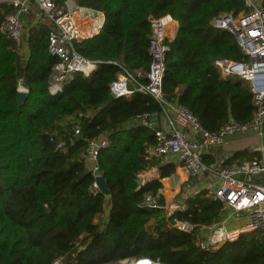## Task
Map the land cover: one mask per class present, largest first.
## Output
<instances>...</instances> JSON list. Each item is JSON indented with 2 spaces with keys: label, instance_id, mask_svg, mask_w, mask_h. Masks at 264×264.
Returning a JSON list of instances; mask_svg holds the SVG:
<instances>
[{
  "label": "trees",
  "instance_id": "1",
  "mask_svg": "<svg viewBox=\"0 0 264 264\" xmlns=\"http://www.w3.org/2000/svg\"><path fill=\"white\" fill-rule=\"evenodd\" d=\"M73 1L105 14L99 35L75 42L83 58L102 66L89 77L78 75L57 96L48 92L58 62L48 50L53 25L30 29L25 57L1 32L13 9L0 7V264H264L259 232L207 252L196 233L174 227V219L198 228L220 220L223 206L207 192L169 218L164 208L142 207L146 197H161L162 180L177 170L149 154L155 133L135 123L159 117L162 107L147 95L110 94L119 66L132 75L148 72L150 17L168 14L180 31L166 56L165 100L186 108L212 135L231 121L250 123L257 109L249 86L222 78L214 65L239 62L242 52L231 34L210 24L222 14L244 12L245 0ZM141 81L147 82L145 76ZM20 84L28 91L23 104L17 100ZM103 136L109 146L100 152L99 171L109 196L92 192L95 177L86 159L89 143ZM208 156L204 160L213 166ZM256 156L238 155V165ZM154 167L160 177L138 191V175Z\"/></svg>",
  "mask_w": 264,
  "mask_h": 264
},
{
  "label": "built area",
  "instance_id": "2",
  "mask_svg": "<svg viewBox=\"0 0 264 264\" xmlns=\"http://www.w3.org/2000/svg\"><path fill=\"white\" fill-rule=\"evenodd\" d=\"M1 6L13 9V12L4 18L1 32L16 43L19 52L25 57L29 55V36L24 35L23 17L37 10L35 25L40 24L43 19L53 25L48 39V50L58 62L51 74L48 89L51 96L62 94L78 75L89 77L102 66L101 62L83 58L77 52L75 42L99 35L105 24L104 13L80 7L73 0H68L61 6H57L55 0H0ZM245 6L244 12L238 15L222 14L210 24L215 30L231 34L242 52L243 58L239 62L219 60L214 62V65L222 78L239 79L249 86L257 109L250 123L239 125L231 121L219 133L212 135L201 128L186 108L165 100L163 81L166 56L170 51V43L180 31V23L168 14L160 18L150 17L149 54L152 61L148 72L132 75L119 66L117 79L110 84L113 99L131 98L139 93L150 96L161 105L162 114L157 117L158 128H153L152 119L155 117H144L135 122L154 131L156 144L149 150V154L160 161V165L176 164L183 169L184 174L162 180L163 186L166 182V187L169 186L177 192L189 178H210L209 182L194 189L181 200L174 198L161 206L159 201L163 199L162 195L159 198L148 196L142 204V207L149 209L164 208L169 218L176 213L185 212L189 199L201 192H207L213 200L223 206L222 217L217 223L198 228L189 222L173 220L174 227L180 231L196 233L201 250L207 252L228 242L238 241L245 234L259 232L264 237V144L252 148V152L260 155L259 159L240 165L209 166L204 160L212 148L224 145L231 136L253 133L262 138L264 135V0H245ZM86 29L89 30L87 34L84 32ZM144 76L146 83L141 81ZM18 93L27 94L28 91L19 86ZM75 134H80L78 126L75 127ZM63 145L59 144L58 148H63ZM107 146V136L89 143L86 159L95 180L102 176L99 171V155ZM159 177V167L142 172L138 175L137 190H142ZM91 190L93 193L99 192L96 181ZM130 262L134 260L123 264Z\"/></svg>",
  "mask_w": 264,
  "mask_h": 264
},
{
  "label": "crops",
  "instance_id": "3",
  "mask_svg": "<svg viewBox=\"0 0 264 264\" xmlns=\"http://www.w3.org/2000/svg\"><path fill=\"white\" fill-rule=\"evenodd\" d=\"M84 32L87 34V33H89V30L86 29V30H84ZM258 144H264V135L262 138H260L259 136L255 135L253 133L238 134V135H234V136L229 137L224 145H222L220 147L212 148L207 153L206 156L209 155L210 157L214 158V160H215L214 165H217V166L220 165L223 167H232V166L238 165V164H236V162L240 161V158H237V156L241 155V154L248 153V154H251L252 156L257 155L256 159H259L260 155L252 152V148ZM166 165L176 166L177 170L173 176L177 177L180 174H184L183 169H181L179 165L178 166L176 164H166ZM189 179L190 180L184 186H182V187H184L183 190L187 192V195L189 193H191L194 189H198V188L202 187L204 185L203 184L204 179H207V182L210 181V178H201L199 180H197V179L193 180L191 178H189ZM167 187H169V186H167ZM163 190H165V189H163ZM170 193L172 194L170 196H166L164 194H161L162 196H164V198H163L164 203L171 202L174 198L175 199L177 198L176 197L177 195L173 196V192H170ZM175 193L177 194V192H175ZM178 199L179 198H177L176 200H178ZM242 225H243V223H242ZM238 226H239V223H238Z\"/></svg>",
  "mask_w": 264,
  "mask_h": 264
},
{
  "label": "rangeland",
  "instance_id": "4",
  "mask_svg": "<svg viewBox=\"0 0 264 264\" xmlns=\"http://www.w3.org/2000/svg\"><path fill=\"white\" fill-rule=\"evenodd\" d=\"M38 15V11L37 10H33V12H31L30 14L26 15L23 17L24 19V23H25V29H24V35L26 34V36H29V31L31 28L37 26L34 24V19L35 16ZM41 19H43V17L40 16ZM40 24L38 25H42V26H47L50 25V23L46 22V19L40 20L39 22ZM19 86H23V85H19ZM24 87V86H23ZM28 96V93H27ZM132 124H128L127 126H131ZM236 164H239V162H236ZM203 184H205L207 182V179L203 180ZM166 182H164V186H163V190L161 193L166 195V196H170L172 195L170 192H173V196H176L177 198H179V200H181L182 198L187 197V192L183 190L184 187H181L178 191L177 194L175 193V189H171V187H166ZM164 198V196H163ZM176 198V199H177ZM126 264H157V262H150V261H146V260H141V261H134V262H130V263H126Z\"/></svg>",
  "mask_w": 264,
  "mask_h": 264
},
{
  "label": "water",
  "instance_id": "5",
  "mask_svg": "<svg viewBox=\"0 0 264 264\" xmlns=\"http://www.w3.org/2000/svg\"><path fill=\"white\" fill-rule=\"evenodd\" d=\"M211 62L213 63L214 61L211 60ZM27 97L28 96L25 93H18V96H17L18 103L19 104H23L26 101ZM152 122H153V128H155V129L158 128V126H159L158 125V118L157 117L153 118ZM95 181H96L97 187L99 189V192L102 193L105 196H109L110 195V190L108 189V186L106 185L103 177L99 176V177L96 178ZM137 184H138V182H137ZM159 204L161 206H164V200L161 199L159 201Z\"/></svg>",
  "mask_w": 264,
  "mask_h": 264
}]
</instances>
